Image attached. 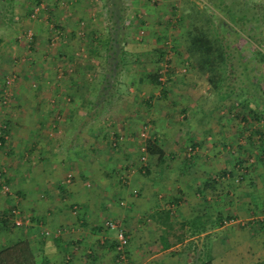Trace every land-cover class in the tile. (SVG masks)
<instances>
[{
	"label": "rangeland",
	"instance_id": "rangeland-1",
	"mask_svg": "<svg viewBox=\"0 0 264 264\" xmlns=\"http://www.w3.org/2000/svg\"><path fill=\"white\" fill-rule=\"evenodd\" d=\"M107 1L11 0L9 3L0 4V135L4 134V130L8 131L4 134L5 141H0V158L7 157L5 152L13 150L8 160L6 159L10 164L4 162L0 168V185L1 192L12 201L19 218L24 222L17 228L25 230L26 224L31 221L28 212L26 215L23 211L29 208L26 203L22 204V207V197L15 194L5 180L13 166L19 167V162L26 164L30 161L26 155L24 159L17 161L20 153L13 148L11 137L18 133L31 139H41L46 133L50 137L59 135V130L49 129L45 120L49 117V106H72L81 101L77 94L56 91H64L61 88L68 86V81H75V85L84 87L83 90L86 88L85 93L89 94L82 93L80 97H88L87 106L93 103L92 99H89L93 97V92L87 89L96 86L102 77L106 63L103 61L107 48L105 40L109 29L113 30L114 24L109 18V9L114 8L111 4L117 3L118 8H124L122 35H125L124 45L130 51L122 52L118 59L123 63L138 59L131 53L138 47L152 53L150 56H144L145 61L137 68L128 71L130 74L125 73L123 66L120 74L119 71L116 72L118 76L110 87L109 99L115 103L121 97L125 84V87L133 85L140 91L134 93L133 97L129 95V104L133 99L143 117L140 131L135 136L140 147L136 144L138 152L132 157V161L135 160L139 167L137 169L145 172L141 168L143 145L146 144V138L153 137L152 130L156 126V118L152 117L151 111L154 107L158 108L159 104L162 108V104L165 106L168 103L160 98L163 88L153 82L154 75H159L161 81L167 82L169 98L177 93L178 99L182 100L181 96L189 90L191 94L192 88L203 93L204 97L210 100L215 118L229 119L236 129V139L226 143L229 144L228 158L222 159L220 150H216L218 144L213 142V152L216 155L213 158L200 159H206L205 162L208 161L214 172L219 171L223 163L228 166L229 182L226 185L236 194L230 198V215L221 219L225 221L224 228L215 230L212 238L202 241L197 239L198 242L190 245L189 242L185 243L178 264H193L202 253L205 257L210 253L214 264H252L263 259L264 147L260 149L259 146H264V105L259 104V101H264V62L257 61L256 53L259 49H264V0H109L110 5ZM230 12L243 17L240 24L244 25L246 31H242L237 38L229 29L231 25H235L230 21ZM214 25L218 31L214 30ZM235 27L239 29L240 26ZM219 31L225 35L234 57L229 62L231 66L229 63L227 65L229 76L231 75L230 82L226 80L224 70L220 69L223 65L217 47L221 45V39L216 37ZM118 32L121 33V30ZM79 64L81 68H78ZM138 78L140 82H144L140 83ZM169 87H178V90L174 91ZM208 88L211 92L206 93ZM234 88L235 92L231 95L228 91ZM248 91L255 95L245 102L242 97ZM148 92L154 99L152 104L139 100L146 99ZM221 99L227 100L223 102ZM103 101L104 99L95 100L93 109H90L93 116L103 115L93 127L99 130L96 135L101 134L99 144L102 149L120 152L125 147V139L113 123V113L104 114L109 105ZM135 103L130 105L136 107ZM182 103L186 105L180 101L178 108L176 107V111L169 115V118H174L179 123L184 122V130L189 128L186 125L187 120L193 117V113L189 109L182 111ZM22 104L25 106L21 109ZM207 113L208 111H204L202 115L207 116ZM64 117V111L55 110L48 119V124L56 121L62 123ZM86 128L83 127L85 130ZM195 140L189 133L182 136L179 143L187 144L182 152L185 155L182 154L181 158L176 160L179 170L185 165L184 160L194 159L196 155L199 157L202 148ZM260 141H263V144ZM97 145L98 143L94 144ZM190 148L195 153L188 156ZM102 149L100 156H104ZM22 151L21 155L24 154ZM206 151L208 150L205 149ZM152 161L154 159L148 156L147 163L151 164ZM73 163L72 161L71 166ZM198 163L193 164L194 167H197ZM71 168L66 170V175L60 180L65 186L74 182L75 175ZM26 173L23 177L30 184L35 176L30 177V174ZM126 175L127 173L122 172L121 179L126 180ZM210 177L212 180V176ZM198 180L202 181L199 177ZM214 201L213 198L211 204H214L213 211L216 214L218 210L221 211L222 206ZM225 209L227 207H223L224 212ZM12 219L14 221V214ZM57 234L59 232L55 231L54 235ZM204 241L207 247L203 244Z\"/></svg>",
	"mask_w": 264,
	"mask_h": 264
},
{
	"label": "crops",
	"instance_id": "crops-1",
	"mask_svg": "<svg viewBox=\"0 0 264 264\" xmlns=\"http://www.w3.org/2000/svg\"><path fill=\"white\" fill-rule=\"evenodd\" d=\"M136 49L131 53L138 59H132L125 64V73L130 74L128 71L145 61L144 56L152 54L147 53L143 47ZM78 68H81V65ZM101 79L102 77L96 86L87 89L93 92V97L89 98L93 103L89 106L88 97H80L82 93H89H85L86 88L83 90V86L75 85V81H68L70 86L68 84L61 88L64 89L62 92L60 89L56 90L60 93L77 94L81 100L77 105L58 108L49 106L47 109L49 117L47 121L45 120L46 126L59 130V135L50 137L46 133L41 139L40 137L31 139L18 133L11 137L13 148L20 153L17 161L27 156L30 163L19 162V167L13 166L5 181L13 188L15 194L22 197L21 205L24 203L28 205L29 210L23 211L25 214L28 212L31 221L26 224L25 230L18 229L10 215L9 223L0 226V249L20 238H25L29 241L36 259L43 264H114L117 230L106 227L107 221L114 220L119 222L121 229L129 237L128 253L134 264H178L185 243L189 242L190 245L198 242L197 239L202 241L212 238L215 230L224 228L223 224H216L217 221L221 223L223 217L230 215V198L236 194L230 191L229 185H226L229 182L228 166L223 163L222 168L214 172L208 161L205 162L206 159H200L213 158L216 155L213 152L215 150L213 142L218 144L216 150H220L222 159L228 158L229 144L226 143L235 138L236 129L229 119L215 118L213 108L209 104L210 100L196 89L192 88V95L189 90L181 96L182 100L178 99L177 93L170 99L167 96L168 89L163 90L160 98L168 103L165 106L161 105L163 109L159 104L158 108L154 107L151 111L152 117L156 118L151 140L164 152L163 161H158L157 154L152 155L154 161L150 169L142 172L137 169L139 167L135 160L132 161V157L138 152L135 136L140 131L143 117L133 99L131 103H135L136 107L129 104V95L133 97L134 93L140 91L133 85L125 87V84L116 103L108 100V105L111 102L109 110L114 116L113 123L125 139L122 151H108L102 149L99 144L100 133L96 135L99 130L93 127L102 118L90 113V109L95 105L94 101L99 99L104 90ZM146 87L149 88L147 85ZM169 88L178 90V87ZM209 88L206 93L211 92ZM147 96L146 99L139 100L152 104L154 99L151 98V93L148 92ZM229 96L230 94L227 95L228 98ZM227 99L221 101L226 102ZM180 101L186 103V105L182 103V111L186 112L189 109L193 113V117L187 120L186 125L189 128L184 130V122L179 123L175 121L176 119L169 118V115L176 111V107L178 108ZM21 106L22 109L25 104ZM58 109L64 111L62 123L56 121L57 124H48V119ZM204 111H208L207 116L202 115ZM85 126L86 130L83 129ZM184 133H189L191 138H195L202 151L198 154L199 157L196 155L194 159L184 160L185 165H181L179 170L176 160L180 159L182 154L185 155L182 152L187 144L179 143ZM260 142L263 144V141ZM95 143L98 145L94 146ZM138 146L140 147L139 144ZM260 146L259 148L263 149L264 146ZM101 149L104 156L99 154ZM205 149L208 151L205 152ZM12 152L13 150L7 151L5 152L8 154L7 157L0 158V168L4 162L6 164V159ZM72 161L74 163L71 166ZM196 162L199 163L194 167L193 164ZM70 168L75 179L73 183L65 186L60 180ZM122 172L127 173L126 180L121 179ZM25 173L30 174V177L35 176L30 184L23 177ZM198 177L202 181H199ZM246 193L245 191V195ZM213 198L222 206L221 211L218 210L216 214L213 211L214 204H211ZM12 206L15 205L1 192L0 185V218L3 213L9 214ZM223 207H227L225 212ZM200 217L199 220L206 222L205 229L193 234L190 223ZM170 223H173V228H170ZM180 223L185 224L186 240L183 243H175L173 240L170 247H165L169 239H174L178 234ZM55 231L59 234L54 235ZM203 244L207 247L205 241Z\"/></svg>",
	"mask_w": 264,
	"mask_h": 264
},
{
	"label": "trees",
	"instance_id": "trees-1",
	"mask_svg": "<svg viewBox=\"0 0 264 264\" xmlns=\"http://www.w3.org/2000/svg\"><path fill=\"white\" fill-rule=\"evenodd\" d=\"M10 1L11 0H0V4H1V2H8L9 3ZM107 2H108L107 4L110 5L109 0ZM116 4L115 3L111 4V6L112 5L114 6V8L109 9V12H110L109 18L113 21L114 24H113V30L109 29L108 36L105 40V44L107 47L106 48V59H105L106 63H105V66H103L104 71L102 73L103 76L101 79L104 90L101 92V94L98 97L99 100L102 101L104 99V101H106L107 103H108V100L110 97L109 95L111 92L110 87L112 86V83L115 81L114 78H116L118 76L116 74V72L119 71V74H120L121 68L123 66L125 67V64L127 63V62L123 63L118 59V56L120 54H122V52L124 53L125 51L126 52H128V51L125 50V45H124L125 35L124 34L122 35V30L124 29L122 27V22L124 21V15H123L122 11H124V8H122V7L118 8ZM123 4L124 3L122 2L121 6H123ZM228 15H229L231 22H233L238 27L240 26L239 29H237L235 27V25H231L229 28V29H231V31H233L234 36L237 38V36L239 34L241 35L242 31L245 30V28L243 27L244 25L240 24L241 20H242L241 18H243V17H239L234 12H230ZM116 25H118V26H116ZM118 30H121V33H119ZM214 30L218 31L215 25H214ZM216 37H217V39L218 38L221 39V45H219L217 47L218 56H220V60H221V63L223 65V67L220 69L224 70V76H225L226 80L228 82H230V76L231 75L229 76V73L227 71V69H228L227 65L231 61V59L234 58L232 56L233 54L229 50L230 44H229V42H227L225 35H223V33L221 34L220 31ZM1 43H2V40L0 39V45H1ZM256 56H257L256 59L258 62H260V61L264 62V49H259L256 53ZM243 61H244V59H243ZM229 65L231 66L230 63H229ZM231 68H233V67H231ZM209 77H211V76H209ZM153 79H154L153 82L157 83L158 85H161L163 90L167 89V87H166L167 82L161 81L159 79V75H154ZM258 87H260V86H258ZM230 92H231L230 94L232 95L235 92V88H234V90H230ZM254 95H255V93H253V92L250 93V91H248L247 93L244 94V96L242 98L243 99L245 98L244 100H246L245 102H247V101H249V98L251 96L253 97ZM110 104L111 103H109V105ZM259 104L264 105V101H262V102L259 101ZM105 109H106V112L104 114H106V115L109 114L110 113L109 106L106 107ZM101 117H103L102 114H101ZM6 132H8V131L4 130V134H6ZM4 134L0 135V141L4 140ZM143 148L145 149L144 152L148 156H152V155L157 154L158 155V161H163L164 152L151 139L146 138V144L143 145ZM144 152H143V154H145ZM150 166H151V164L146 163V165H142L141 168H143L142 169L143 171L147 172L150 169ZM14 210H15V206H12L10 208L9 214L3 213L2 217L0 218V226H1V224L7 225L9 223L10 215H13ZM199 219H201V217L198 218L197 221H194L192 224L190 223V225L192 226L193 234L194 233H200V232H202V230L205 229L206 222L201 221ZM218 222L219 221H217L216 224H223L225 221H220L221 223H218ZM172 225H173V223L169 224L170 228H173ZM184 225H185L184 223H180V228H179V230H177L178 234L176 235V237L174 239H169L170 241H169V243L165 244L166 245L165 247H170L171 241H173V240L175 243H183L186 240ZM167 240H168V238H167ZM0 264H43V262L40 263L36 259V256L31 249L29 241L25 238H20L17 241L12 242L8 246L0 249ZM193 264H213V257L210 253H208L206 255V257L204 256V254H200L196 258V261ZM252 264H264V258L254 262Z\"/></svg>",
	"mask_w": 264,
	"mask_h": 264
},
{
	"label": "built area",
	"instance_id": "built-area-1",
	"mask_svg": "<svg viewBox=\"0 0 264 264\" xmlns=\"http://www.w3.org/2000/svg\"><path fill=\"white\" fill-rule=\"evenodd\" d=\"M145 151V149L143 148ZM188 156L194 154L195 152L192 151V148H190V151H188ZM148 160V155L145 153L142 156L141 161L143 162L142 165H146ZM13 214L15 216L14 224L16 227H20L24 224L23 220L19 218V213L16 211V209L13 211ZM106 227L108 229H114L117 230V244H116V256H115V263L114 264H134L131 260L129 253H128V247H129V237L127 236L126 232L121 229L119 222L114 220H109L106 222Z\"/></svg>",
	"mask_w": 264,
	"mask_h": 264
}]
</instances>
